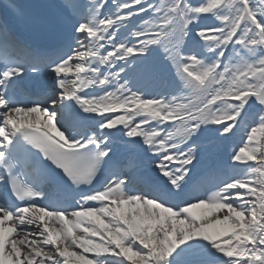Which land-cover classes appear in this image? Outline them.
Instances as JSON below:
<instances>
[{"label":"snow or ice","instance_id":"6c2138e0","mask_svg":"<svg viewBox=\"0 0 264 264\" xmlns=\"http://www.w3.org/2000/svg\"><path fill=\"white\" fill-rule=\"evenodd\" d=\"M34 7L54 47L0 24V264H264V0Z\"/></svg>","mask_w":264,"mask_h":264},{"label":"rangeland","instance_id":"374dc122","mask_svg":"<svg viewBox=\"0 0 264 264\" xmlns=\"http://www.w3.org/2000/svg\"><path fill=\"white\" fill-rule=\"evenodd\" d=\"M231 148H232V145L229 144V145L227 146V150H228V151H231ZM221 156H223V153H221ZM209 160H210V158H209V157H206L205 160L202 161V162H207V163H209Z\"/></svg>","mask_w":264,"mask_h":264},{"label":"bare ground","instance_id":"6f19581e","mask_svg":"<svg viewBox=\"0 0 264 264\" xmlns=\"http://www.w3.org/2000/svg\"><path fill=\"white\" fill-rule=\"evenodd\" d=\"M2 0H0V2H1ZM211 160H215L217 157L215 156V155H213V156H211V157H209ZM207 164V162H202V166H204V165H206ZM149 167H150V165H149Z\"/></svg>","mask_w":264,"mask_h":264}]
</instances>
